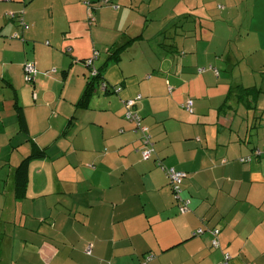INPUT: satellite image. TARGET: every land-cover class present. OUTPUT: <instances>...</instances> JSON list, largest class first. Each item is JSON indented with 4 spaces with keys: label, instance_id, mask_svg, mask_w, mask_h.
Masks as SVG:
<instances>
[{
    "label": "crops",
    "instance_id": "crops-1",
    "mask_svg": "<svg viewBox=\"0 0 264 264\" xmlns=\"http://www.w3.org/2000/svg\"><path fill=\"white\" fill-rule=\"evenodd\" d=\"M91 1L89 22L84 0H0V264H222L223 252L264 264V154L252 153L264 138V0ZM207 65L219 75L197 71ZM136 95L149 159L124 117ZM33 146L46 156L18 198L14 169ZM158 161L187 172L188 210Z\"/></svg>",
    "mask_w": 264,
    "mask_h": 264
},
{
    "label": "built area",
    "instance_id": "built-area-1",
    "mask_svg": "<svg viewBox=\"0 0 264 264\" xmlns=\"http://www.w3.org/2000/svg\"><path fill=\"white\" fill-rule=\"evenodd\" d=\"M109 1L110 0H101L102 3H107ZM84 3L87 5V8H88V19L89 21H93L94 19L90 11L92 1L84 0ZM8 15L10 18H16L19 25L22 26L24 29L28 27V25L23 21L21 17L22 14L17 15L13 11H11L8 13ZM12 36L20 37V35H18L17 32H14ZM92 60H93V57H90L85 60V63L90 67V74L92 76H96L98 72H97V69L94 66H92ZM208 67L210 68L211 66H208ZM22 70H23L24 78L26 81H32L37 72L34 63L28 60L22 64ZM204 70H205V67H200L198 69V71H204ZM214 72L216 75L218 74L217 69H214ZM101 85L103 88H105L106 84L104 82H101ZM139 98H140V95H136V97L128 98L123 101V105L125 107L124 117L134 124V128L136 131H140L142 140L144 143V145H142L140 149L141 158L149 159L151 155L154 153V147H153V141L151 139V135L149 133V128L148 126L142 124L141 116L138 110L135 108V105L138 102ZM192 104H193V100L191 98H188L184 101L182 106H184V108L188 112L192 113L193 112ZM263 125H264V119H263ZM253 154H256L257 156L263 155L264 146L255 148ZM241 159L242 161H248L251 158L247 156V157H242ZM158 164L160 165V167L163 169L164 173L166 174L169 180L170 186L172 188L173 195L178 200V209L182 212L188 210L190 199L181 197V181L187 176V172L183 170L175 169L174 167L165 166L164 164L161 163V161H158ZM201 232H203V228H198L194 232V234H199ZM211 233L213 235L211 245L217 246L219 243L218 238H217L218 233H219V228L218 227L212 228ZM91 248H92V244L91 243L87 244L85 247V252L89 254L91 252ZM150 258H151V255H148L146 257V260ZM229 258H230V255L228 253H225L222 264H228Z\"/></svg>",
    "mask_w": 264,
    "mask_h": 264
},
{
    "label": "trees",
    "instance_id": "trees-1",
    "mask_svg": "<svg viewBox=\"0 0 264 264\" xmlns=\"http://www.w3.org/2000/svg\"><path fill=\"white\" fill-rule=\"evenodd\" d=\"M208 66H211V67L209 68ZM202 67H205V70H207V69L212 70L214 74H215L214 69H217L213 65H207V66H202ZM199 68L200 67L197 68V71ZM217 70H218L217 75H219V69H217ZM198 72H203V71H198ZM94 78L96 79L97 77H92L89 79V82H88L82 96L77 101V105L82 106V105L86 104V98L89 95V93L91 92L90 91L92 88L91 82H92V79H94ZM249 88H251V87H243L242 90H249ZM14 106L16 107V112H17L16 115L18 118L20 129L26 132L27 127H26V122H25L22 106L17 101L15 102ZM255 148H257V147H255ZM255 148H253V150ZM253 150H252V153H253ZM45 156H46V151L44 149L39 148L38 146H33L31 151L26 156H24L21 159L20 163L15 167V169H14V184H15V186H14V192L15 193L14 194H15V197L20 198V197L24 196L26 186H27V182H28V167H29V163L31 162V160L41 159ZM176 201H177V206H178V200L176 199ZM219 234H220V228H219V233H218V237H217L218 242H219ZM212 238H213V235H212ZM211 242H212V239H211ZM219 244L220 243H218L217 246H212V245L211 246L214 248H218L220 246ZM91 252H92V248H91ZM91 252L89 254H91ZM225 253H227V252H223V258H224ZM147 256L148 255L145 256V259ZM145 264H146V260H145Z\"/></svg>",
    "mask_w": 264,
    "mask_h": 264
},
{
    "label": "rangeland",
    "instance_id": "rangeland-1",
    "mask_svg": "<svg viewBox=\"0 0 264 264\" xmlns=\"http://www.w3.org/2000/svg\"><path fill=\"white\" fill-rule=\"evenodd\" d=\"M113 6V5H112ZM19 11H21V10H18L17 12H19ZM228 47L229 48H235L236 46H234L233 44L232 45H228ZM97 56H98V51L97 50H94L93 51V55H92V57H93V60L95 59V58H97ZM93 60H92V62H93ZM93 66V65H92ZM250 66H249V63L246 61V60H242V69L243 70H247L248 68H249ZM87 71H88V75H89V70H88V68H87ZM23 81L25 82V83H30V81H25V78H24V74H23ZM228 84H229V82L228 81H226ZM51 85H53V84H51ZM27 86V88L29 89V86L30 85H26ZM18 88V87H17ZM37 112H39V113H41L40 111H37ZM262 147L264 146V138H263V142H262V145H261ZM253 153H254V150H253ZM252 155V153H250L249 154V156H250V158L251 159H253V157L251 156ZM240 159V158H239ZM250 159V160H251ZM182 183H183V180L181 181V192H182ZM187 198V197H186Z\"/></svg>",
    "mask_w": 264,
    "mask_h": 264
},
{
    "label": "water",
    "instance_id": "water-1",
    "mask_svg": "<svg viewBox=\"0 0 264 264\" xmlns=\"http://www.w3.org/2000/svg\"><path fill=\"white\" fill-rule=\"evenodd\" d=\"M89 76H90V78H92V77H97V76H92V75L90 74V72H89Z\"/></svg>",
    "mask_w": 264,
    "mask_h": 264
},
{
    "label": "bare ground",
    "instance_id": "bare-ground-1",
    "mask_svg": "<svg viewBox=\"0 0 264 264\" xmlns=\"http://www.w3.org/2000/svg\"><path fill=\"white\" fill-rule=\"evenodd\" d=\"M88 17V16H87ZM90 22V21H89Z\"/></svg>",
    "mask_w": 264,
    "mask_h": 264
}]
</instances>
